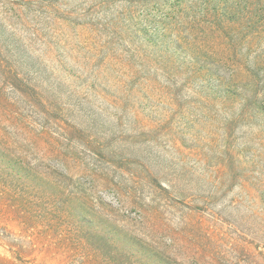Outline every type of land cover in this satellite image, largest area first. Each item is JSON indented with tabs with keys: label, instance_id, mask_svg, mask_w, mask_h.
<instances>
[{
	"label": "rangeland",
	"instance_id": "obj_1",
	"mask_svg": "<svg viewBox=\"0 0 264 264\" xmlns=\"http://www.w3.org/2000/svg\"><path fill=\"white\" fill-rule=\"evenodd\" d=\"M135 240L264 264V0H0V262Z\"/></svg>",
	"mask_w": 264,
	"mask_h": 264
},
{
	"label": "trees",
	"instance_id": "obj_2",
	"mask_svg": "<svg viewBox=\"0 0 264 264\" xmlns=\"http://www.w3.org/2000/svg\"><path fill=\"white\" fill-rule=\"evenodd\" d=\"M139 218L143 221L145 215L139 213ZM194 230H198L197 226L193 225L191 228H187V225L180 226V232L189 233ZM174 241L172 240V243ZM135 243L137 247H134L133 252L143 255L149 264H257L247 257L237 258L234 262L227 257H215L210 251H205L202 245L191 240L189 242L177 243V249L173 255L159 253L148 243H142L140 241H136ZM130 257L132 255L127 256L125 259H130ZM0 264L3 263L0 262ZM122 264H128V262L123 261ZM136 264L143 263L138 259Z\"/></svg>",
	"mask_w": 264,
	"mask_h": 264
}]
</instances>
